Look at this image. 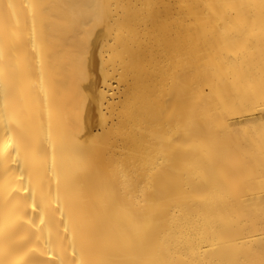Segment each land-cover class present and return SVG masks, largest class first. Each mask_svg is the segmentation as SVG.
Listing matches in <instances>:
<instances>
[{
	"label": "bare ground",
	"instance_id": "obj_1",
	"mask_svg": "<svg viewBox=\"0 0 264 264\" xmlns=\"http://www.w3.org/2000/svg\"><path fill=\"white\" fill-rule=\"evenodd\" d=\"M263 124L264 0H0V264H264Z\"/></svg>",
	"mask_w": 264,
	"mask_h": 264
},
{
	"label": "rangeland",
	"instance_id": "obj_2",
	"mask_svg": "<svg viewBox=\"0 0 264 264\" xmlns=\"http://www.w3.org/2000/svg\"><path fill=\"white\" fill-rule=\"evenodd\" d=\"M263 125H262V127L264 128ZM263 128H249V129L248 128H245V129L244 128H240V129H236V128H229L228 129L227 128L229 132L227 131L226 128H218V133H216L217 128H211V132L214 134L213 135L211 133L213 135V138L215 137L217 142H219L220 145L223 144V146H222L223 148H224V144L225 145L227 144V147L225 146V149L227 150V153H228V150H229V153H231V154L227 155L228 156L227 161L230 162L231 165L229 163H227L225 165V168H224L225 171L223 173H218L220 175V178H224L223 182H225V183L237 182L238 183L237 186L240 189L241 188L242 189H244V188L248 189V188H250V186H252L251 189L254 187L255 190L259 189V190H262V192L264 193V177H263L264 176V147H263L264 145L262 143V142H264V138H263L264 135H262L264 133ZM224 130H226V131H224ZM237 130H238V132H237ZM253 130H255L256 132L255 131L251 132ZM223 132L225 133L226 137H224L222 135ZM230 132H231V134H230ZM257 132H258V134H257ZM220 136H222L221 141H223V139H224L223 143H221L219 140ZM227 139L229 142L227 141ZM225 141H226V143H225ZM230 142H232V143L229 145ZM237 143H238V145H237ZM258 143H261V144H258ZM233 144H234V147L232 146ZM235 145H236V147H235ZM238 146H240V148H238ZM229 147H230V149H229ZM231 148H234L233 153H232ZM252 148H253V150H252ZM249 151H250V153H249ZM233 156H235V157H233ZM257 157H258V159H257ZM241 162H242V165H244V166L241 165ZM233 163H234V165L232 166ZM237 164H239V165L237 166ZM230 167H232V168H230ZM257 167H258V169H257ZM237 168H238V170H237ZM241 168H242V170H241L242 172H240ZM246 171H247V175H246ZM229 174H231V175H229ZM238 174H239V176H238ZM252 176H253V179H252ZM225 178H228V179H225ZM250 178H251V180H250ZM254 181H255V184L253 185ZM246 182H247V184H246ZM242 184H243V186H242ZM225 185H228V184H225ZM249 197H252V195ZM263 202H264V196L261 198H256V199L253 198L249 202V205H259Z\"/></svg>",
	"mask_w": 264,
	"mask_h": 264
}]
</instances>
